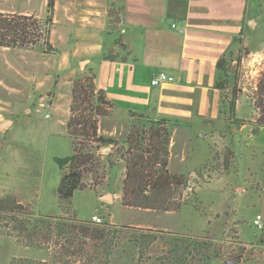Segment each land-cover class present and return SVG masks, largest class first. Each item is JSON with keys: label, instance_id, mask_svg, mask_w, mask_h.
<instances>
[{"label": "crops", "instance_id": "crops-1", "mask_svg": "<svg viewBox=\"0 0 264 264\" xmlns=\"http://www.w3.org/2000/svg\"><path fill=\"white\" fill-rule=\"evenodd\" d=\"M42 1L46 16L48 0ZM114 8L119 15L117 28L112 27ZM0 11L45 18L33 9V0H0ZM51 40L58 51L52 66L42 69L43 75L40 62L31 58L39 51L45 64H50L42 48L0 46V52L14 51L28 60L26 67L0 62V135L9 131L14 123L11 116L20 107L31 112L30 78L37 104L49 106L57 115L54 125L61 124L68 135L73 83L85 69L93 71L96 86L113 103L108 125L100 122L99 135L104 137L123 142L137 115L164 119L172 129V155L180 130L186 146L190 129L203 137L217 134L223 138L221 132L237 119L247 122L233 124L232 129H254V100H249L251 118L228 116L225 84L220 87L227 76L218 63L224 59L235 64L241 54L242 73L251 78L256 90L264 70V0H56ZM162 71L175 80L152 85L153 76ZM244 96L240 93L235 112ZM222 119L224 129L217 126ZM2 164L0 158V197L13 188L18 190V185L4 179ZM0 235L18 244L13 236ZM257 242L264 245V230Z\"/></svg>", "mask_w": 264, "mask_h": 264}, {"label": "rangeland", "instance_id": "rangeland-1", "mask_svg": "<svg viewBox=\"0 0 264 264\" xmlns=\"http://www.w3.org/2000/svg\"><path fill=\"white\" fill-rule=\"evenodd\" d=\"M33 9L37 14L45 16L42 0H33ZM112 12V27L117 28L118 11L114 8ZM58 43L61 42L58 40ZM38 52L31 58L40 62L38 69L43 75L42 71L47 69L46 66H52L51 62L56 56L54 53L48 54L50 64L47 65ZM6 61L24 67V62H28L14 51L0 52V62ZM236 65L237 63L232 64L230 61L225 62V98L232 94ZM82 66L85 68V63ZM93 74L92 70L85 69L75 81ZM239 75L241 81L237 86L238 91L242 95L245 93L247 97L241 98L234 114L238 118H251L252 108L249 100H254L257 88L254 89L251 78L243 75L242 66ZM32 82L31 78L27 82L29 93L32 95L29 98L31 112H26L20 107L17 115L11 116L14 123L9 131L0 135L3 177L18 185V190L13 188L0 199L16 197L42 216L65 214L91 220L93 215L97 214L102 217L103 222L147 228L153 230L145 231L150 234L160 235L159 231H162L191 236L208 235L218 242L219 253L218 258L208 264H226L228 261L230 264H264V245L257 242L261 240L264 230V128H258L255 132L251 126L232 129L234 123L231 122L227 129L221 132L224 139L217 134L203 137L196 134L195 129H190L186 132V146H183V130L176 133L170 169L173 172L190 173L191 179L190 187L185 191L190 200L179 210L158 211L122 205L119 195L122 191L125 166L123 162H119L112 168H107L106 176L97 188L77 189L72 198L73 208L64 213L57 194L62 169L56 158L73 153L72 139L65 133L61 124L54 125L57 119L54 111L47 105L37 104L38 94ZM228 107L229 105H226V112ZM106 109L107 115L95 114L99 119V128L101 120L103 125L109 123L107 116L112 109L109 110V106ZM217 126L224 129V119L217 122ZM129 127L130 125L127 131ZM53 129L55 131L52 134ZM78 140L84 142L85 139L80 136ZM90 144L94 146L92 149H95L97 143L91 141ZM228 146L234 151L235 158L231 166L225 169L224 154ZM112 148L115 150L116 146L112 145ZM100 152L105 154L101 155L102 162H105L108 151L101 148ZM85 181L90 183L91 176ZM4 216L0 215V232L10 235ZM256 219L261 221L262 227L255 224ZM221 241L229 243L223 244ZM163 242L157 240L149 244L142 254L138 253L137 247L131 246L125 256H117L112 264H162L161 256L165 250ZM251 242L254 246L248 245L244 250L239 245ZM236 254L238 256H235ZM35 257L41 258L34 259ZM43 258H47V250L29 248L0 235V264H12L14 260L15 264H27L26 260L40 261Z\"/></svg>", "mask_w": 264, "mask_h": 264}, {"label": "trees", "instance_id": "trees-1", "mask_svg": "<svg viewBox=\"0 0 264 264\" xmlns=\"http://www.w3.org/2000/svg\"><path fill=\"white\" fill-rule=\"evenodd\" d=\"M56 0H48L46 16L0 11V46L32 49L41 47L44 53L52 54L58 48L51 40L54 25ZM112 15L113 12L111 11ZM114 16V15H113ZM113 22V20H112ZM242 56L237 58L234 85L228 104L234 114L240 98L238 91ZM224 71L225 60L218 63ZM95 76H84L74 82L73 103L68 126L72 139L73 153L56 160L62 169L57 188L60 207L64 213L73 208V195L77 189L97 188L106 176L107 168L123 162L125 172L121 191V203L127 207L147 210L176 211L190 200L185 191L190 187V173L173 172L170 169V144L172 129L167 120L146 119L137 115L131 122L126 139L120 142L114 137L98 134L99 119L95 116L108 114L113 108L103 89L95 84ZM225 81V79H224ZM220 85V87L224 88ZM92 106V107H91ZM254 132L264 127V70L261 71L254 98ZM236 126L247 122L245 119L232 121ZM82 136L84 142H79ZM94 141V146L90 144ZM116 146L106 153L102 162L103 147ZM117 155L115 158L114 156ZM235 153L228 146L224 154V167L228 169ZM103 163V164H102ZM91 176V182L85 179ZM194 192V191H193ZM4 214L10 235L28 247L47 250V258L40 261L26 260L27 264H112L117 256H125L129 247L135 246L138 253L149 244L164 241L162 264H208L218 258V242L208 235L191 236L174 232L150 234L147 228L118 225L112 222H96L80 219L76 215H38L30 205L23 204L16 197L0 199V215ZM135 232H141L139 235ZM220 243L228 244L229 241ZM244 250L250 244H239ZM235 256H238L236 254ZM240 261L238 260V263ZM12 264H15L12 262ZM230 264V262H226Z\"/></svg>", "mask_w": 264, "mask_h": 264}, {"label": "built area", "instance_id": "built-area-1", "mask_svg": "<svg viewBox=\"0 0 264 264\" xmlns=\"http://www.w3.org/2000/svg\"><path fill=\"white\" fill-rule=\"evenodd\" d=\"M174 27H176V24H173ZM175 80V76L172 74H169L167 72H159L157 74H155L151 80L152 85H160L163 82H172ZM43 106H45L44 104H42ZM92 220L96 221V222H103V219L101 216L94 214L92 217ZM255 224H257L259 227H262V223L259 220H255Z\"/></svg>", "mask_w": 264, "mask_h": 264}, {"label": "water", "instance_id": "water-1", "mask_svg": "<svg viewBox=\"0 0 264 264\" xmlns=\"http://www.w3.org/2000/svg\"><path fill=\"white\" fill-rule=\"evenodd\" d=\"M102 150H103V151H108V152H109V151L112 150V147H103Z\"/></svg>", "mask_w": 264, "mask_h": 264}]
</instances>
